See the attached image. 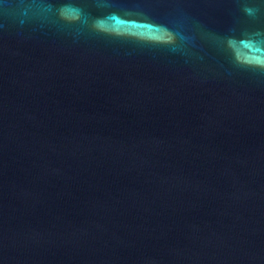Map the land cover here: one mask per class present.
Masks as SVG:
<instances>
[{
  "label": "water",
  "instance_id": "95a60500",
  "mask_svg": "<svg viewBox=\"0 0 264 264\" xmlns=\"http://www.w3.org/2000/svg\"><path fill=\"white\" fill-rule=\"evenodd\" d=\"M0 264H264V0H0Z\"/></svg>",
  "mask_w": 264,
  "mask_h": 264
}]
</instances>
